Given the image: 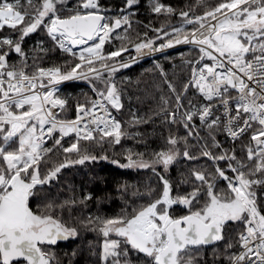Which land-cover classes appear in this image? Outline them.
<instances>
[{
    "label": "snow or ice",
    "instance_id": "snow-or-ice-1",
    "mask_svg": "<svg viewBox=\"0 0 264 264\" xmlns=\"http://www.w3.org/2000/svg\"><path fill=\"white\" fill-rule=\"evenodd\" d=\"M147 5L0 0V264H264V0ZM176 45L179 83L158 60L151 88L122 74ZM101 162L150 174L112 214L67 177Z\"/></svg>",
    "mask_w": 264,
    "mask_h": 264
},
{
    "label": "trees",
    "instance_id": "trees-1",
    "mask_svg": "<svg viewBox=\"0 0 264 264\" xmlns=\"http://www.w3.org/2000/svg\"><path fill=\"white\" fill-rule=\"evenodd\" d=\"M103 2L113 9H116L122 5V0H103ZM165 3H171L174 6L182 7L185 4L193 2V0H163ZM209 5H212L216 2V0H207ZM147 0H140V7L138 12V19L147 20L150 17L149 13L146 11L147 9ZM157 20L155 23H160L162 21ZM171 23H178L176 17L171 18ZM151 35V33H149ZM41 36L43 34H40ZM39 38L35 34L31 37L27 38V43L31 45L35 39ZM106 49L108 45H105ZM188 47H182L179 49L171 50L168 53L169 56L174 57V59H165L163 56L159 55L154 58L146 59L144 61L139 62L131 67V69L123 70L122 74L125 76H131L133 81L139 77L141 83L139 85L140 89L151 88L154 82L155 74L145 73L144 69L152 67V61L158 60L165 67V70L169 73L170 77L175 75L176 82L179 83L186 75V70L181 66V59L179 56V52L187 53ZM127 56L128 54H123ZM119 78V74H118ZM87 92L88 88L76 84V83H68L61 88V92L71 93L72 95H79L81 92ZM136 91V89H133ZM69 115H72L70 112ZM127 113H125L123 119H128ZM127 147H135L138 150H143L139 144H136L132 139H127L126 141H122ZM161 141L157 139L155 136L149 138V144L151 147H156ZM119 146H117V151H119ZM176 170L172 171V175L176 176ZM149 175L146 170H140L139 172L135 170H126L120 169L115 165H111L107 162H101L98 165H95L91 168H86L84 166H78L74 172L67 173L68 180L70 182H74L80 188H83L85 191H93L96 195L103 196L105 193L111 195L109 200L104 201L101 205V211L106 214H112L114 212L119 211V209L123 206V202L120 200V193L117 191V182L128 181L129 183H135L138 181H145L149 178ZM90 177H98L97 179H91ZM102 178V179H100ZM154 179V178H153ZM90 207L93 211H95L96 205L90 204ZM97 236L95 233L87 232L84 233L82 238L76 240H68L61 242L58 246V254L62 255L64 252H70L73 248L77 246H83L87 241H95ZM80 260V264H84L83 257L78 258Z\"/></svg>",
    "mask_w": 264,
    "mask_h": 264
},
{
    "label": "built area",
    "instance_id": "built-area-1",
    "mask_svg": "<svg viewBox=\"0 0 264 264\" xmlns=\"http://www.w3.org/2000/svg\"><path fill=\"white\" fill-rule=\"evenodd\" d=\"M184 46H187V45H176L173 49H168V50H166L167 52L168 51H171V50H174V49H177V48H181V47H184ZM156 55H159V53H157V54H155L154 56H156ZM154 56H152V57H154ZM147 58H150V57H146L145 59H147ZM144 60V59H143ZM142 61V60H141ZM68 83H79V84H84L85 85V83L84 82H82V81H77V82H66L65 84H68ZM64 84V85H65ZM86 86V85H85Z\"/></svg>",
    "mask_w": 264,
    "mask_h": 264
}]
</instances>
